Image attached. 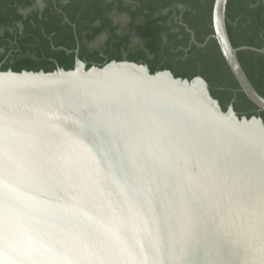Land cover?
<instances>
[{
    "label": "water",
    "instance_id": "water-1",
    "mask_svg": "<svg viewBox=\"0 0 264 264\" xmlns=\"http://www.w3.org/2000/svg\"><path fill=\"white\" fill-rule=\"evenodd\" d=\"M214 0L213 33L264 111ZM206 40L201 44L204 45ZM0 69V264H264V119L130 60Z\"/></svg>",
    "mask_w": 264,
    "mask_h": 264
},
{
    "label": "trees",
    "instance_id": "trees-1",
    "mask_svg": "<svg viewBox=\"0 0 264 264\" xmlns=\"http://www.w3.org/2000/svg\"><path fill=\"white\" fill-rule=\"evenodd\" d=\"M213 1L0 0V69H69L77 49L86 67L125 59L151 72L201 75L223 109L232 104L239 115L264 119L241 91L216 40H206L213 33ZM225 15L233 47L264 49V0H228ZM237 56L264 96V53L242 49Z\"/></svg>",
    "mask_w": 264,
    "mask_h": 264
},
{
    "label": "rangeland",
    "instance_id": "rangeland-1",
    "mask_svg": "<svg viewBox=\"0 0 264 264\" xmlns=\"http://www.w3.org/2000/svg\"><path fill=\"white\" fill-rule=\"evenodd\" d=\"M120 20H121V22H124L125 21L124 18H121Z\"/></svg>",
    "mask_w": 264,
    "mask_h": 264
}]
</instances>
